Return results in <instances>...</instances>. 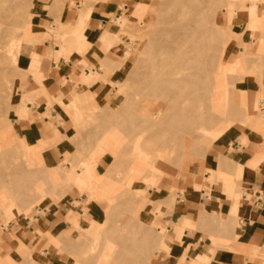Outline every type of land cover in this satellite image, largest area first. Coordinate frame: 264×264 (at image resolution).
I'll return each instance as SVG.
<instances>
[{"label":"rangeland","instance_id":"1","mask_svg":"<svg viewBox=\"0 0 264 264\" xmlns=\"http://www.w3.org/2000/svg\"><path fill=\"white\" fill-rule=\"evenodd\" d=\"M15 1L17 2L18 0ZM21 1L22 0H19L18 3H21ZM23 1L24 7L22 13L24 14H20L21 19L19 22H13V20L18 17L17 12L10 11L8 21L4 19L2 20L0 17L1 29H5L10 22L12 23L11 26H13L10 30V35L7 36L8 38H4L3 41L6 47H12L10 51L11 57L7 63H0V102L2 103V106L0 105V264H17L15 262L16 251L18 252L17 257L19 259H25L26 257H29L31 250V242L23 237L20 230L13 233L15 239L13 238L14 240L11 242L13 245L10 244V248V240L7 238L6 231H10L17 222L21 223L25 217L31 218L35 214L54 211L58 208L64 210V208L68 206L66 203L68 194L79 197H81V195H86L87 201H83L85 204L83 207L79 206L73 210L72 217L68 219V223L62 232L54 231L47 233L48 239L46 247H48L51 254L54 251L65 254V256L68 257V264H106V262H104L107 259L104 258L105 254H108L109 256L110 254L108 252H111L110 250H114V248L120 250L124 249V251L130 256H136L135 245L130 241L134 238L136 239L134 241L144 247V257L141 262H143V264H153L156 250L162 248L168 251V244L164 241L161 229H157L154 220L157 216H163L171 211L172 204L176 197L175 190L171 188L164 192L155 188L159 187L162 183L170 182L174 178H180L186 174L193 175L197 172L202 173L207 169L212 173V180L216 178H224L225 175L220 174L221 168L206 169L203 167L204 156L206 153L205 148L208 150L210 143L212 144V142L218 141L215 140L214 135L220 131L221 137L219 140L224 139L226 138L227 130L230 127H237L240 129L247 128V134L249 135H252V133L262 134L264 132L262 129L254 130L248 123L249 120L246 118L248 114L255 115L261 111L259 109L261 104L257 108L251 106V104L252 99L254 98V93L256 94V97H259L261 94L259 85L261 83L264 84V40L261 31L262 27L260 28L259 26L261 25L255 21L261 19L258 21L264 23V10H258L257 6L264 0H259V2L241 0V2L248 3L249 5V9L246 11L239 7V0H213V2L215 1L213 4L212 0H201L202 5L204 4L213 10L218 9V14L222 15L223 25L228 24V19L230 17L232 26L236 32H232L231 39L233 40L229 41L225 48L220 47L215 53V70H212L214 73L218 72L215 74H220L222 76H224L223 74L225 73L224 77L227 83L226 89L228 88V92H226L228 94L225 93L227 102H225L227 107L226 111L228 113H224L223 120L213 118L212 121L214 123L211 121L208 125L210 130L209 136L205 139L197 140L194 146L189 144L182 149L183 151L180 150L182 152L181 164H173L168 166V168L161 164L157 165L158 167L156 168L155 165L158 160L155 159H158V154L157 152H154L155 149H153V147L155 145L151 147L154 144L151 140L144 139L145 137L143 138L140 137V135H137L138 132H140L141 127L132 126V132L127 130L129 127L125 125L128 123V119L126 118L127 114L132 112L139 115L142 107H146L142 106L146 104L140 103L142 98V102H146L147 105H155L158 101L156 98L154 99V97H147L137 93L133 88L134 79L132 78L144 69V61L146 60V63L148 62L149 56H147V52L140 54L139 49L148 36L155 30L156 26L163 27L164 24L162 19L166 16L167 9H169L165 3L163 4L166 0L139 1L134 8H137L141 4H146V8L143 7L142 11H144L141 12L139 16L133 15V12L135 11L133 8V10L129 11L131 16H122L116 20V25L119 28L128 23H131L133 26V31L130 35V38L132 39L130 60L128 64L120 69L118 75L111 82L114 95L108 103L96 102L92 96L81 97L75 95L74 100L70 106L67 107L70 109V116L74 122L75 134L72 141L74 142L75 149L64 162L58 165L49 163L42 153L46 146L59 142L60 139L58 136L48 142L40 140L35 142V140L28 139L27 136L21 138L13 125V110L17 107L18 109L20 108V111L25 112V101L28 100L27 97L17 96V80L19 78V68L21 66L20 55L31 43V37L36 34L32 27V17L34 9L37 7V3L35 2L37 0ZM79 1L81 9L78 11L77 24L73 26L60 25L52 30V33L55 35V38H57V41L62 48L65 45H80V42L83 39L81 26H83L85 21L84 18L88 16L89 12L88 8L85 11L83 8L95 3L97 0ZM232 1L234 2L233 10H226L225 7L232 3ZM10 3L13 4L12 2ZM10 3H5L6 6H4L3 9L6 10L11 7ZM7 4L9 6H7ZM1 14L0 16H2ZM211 15L210 21L211 24L214 25V13L211 12ZM251 33L253 36L250 38ZM113 34L109 33L106 35V38H115L114 40H116L117 33ZM12 36H16L15 43L11 41ZM75 36L76 39L74 38ZM239 36L241 37L240 40L242 42L238 40ZM66 38H73L75 41L72 40L67 42ZM78 38L80 40L79 42L77 41ZM243 41L250 46L249 50L244 49L245 46L243 45ZM234 44L236 45L234 46ZM61 53L68 54L65 51H61L59 54ZM228 65H231L230 68H227ZM119 67L120 65L117 64L112 68L106 69L117 72ZM243 90L247 91L248 99L246 106H242L240 100V95ZM135 94L137 97H134ZM126 97L131 99L133 104V106H128L129 109H125L126 106H123L126 102ZM232 97H234L233 102ZM146 98L149 100L147 99L146 101ZM259 98H262V96ZM15 103H17L18 106H15ZM230 105H233L234 109H232ZM139 106L141 107L140 110H138ZM207 107L211 114L215 116V110L212 106ZM115 108H118V113H115L117 112L114 111ZM123 108L126 111L123 112ZM233 110L235 111L233 112ZM263 113L264 112L257 115H263ZM137 121H139V117ZM122 126L123 128L125 126L127 127H125L126 131L122 129ZM217 126L218 128H215ZM222 128L225 130L223 131ZM112 131L115 133L117 132L118 137L116 138V145L120 148V150L118 149V152L121 155L120 159L116 160V162L111 155L112 153L109 152L111 150L107 149V152L103 149V146L101 149V145H99L102 138ZM120 133H122V135ZM137 137L140 138H138L140 141L135 139ZM141 138L144 141H142ZM134 139L135 141L137 140L136 142H140V145L142 144L141 146L144 149L140 150L142 154L147 155V153H149L150 158L153 161V165L150 167L148 165V167L142 166L131 155L130 148L133 144L132 142H135ZM207 140L210 141L207 142ZM22 144H26L24 145L26 147ZM150 147L154 151L148 149ZM198 147L201 149L202 154L196 155L194 150L198 149ZM97 148H100L102 152ZM127 148L129 149L127 150ZM97 151H99V153ZM29 154L32 155L31 158L30 156L28 157ZM153 154L157 157L155 155V157H152L151 155ZM262 156L264 157V154H262ZM35 157L36 159H34ZM111 162L115 164L113 165ZM134 165L136 169L138 168V172L137 170H132V168H135ZM109 166L111 167L109 168ZM114 166L116 167L114 168ZM151 169L153 171L156 170V172L150 171ZM238 172H240L239 167ZM109 173L111 174L109 175ZM72 176L79 177L80 181H78L77 185H73V183H70L71 181L69 182V177ZM99 178L111 185L109 189H112H106L107 193L105 196H107L108 199L106 197L103 200L99 198L97 194ZM101 191H104L105 193V188ZM164 199H168L169 201L165 200L167 202H163ZM93 200L101 201L100 203L103 208L100 212H97L92 208L91 202ZM134 205L137 207L139 205V207L137 208ZM74 218L75 220H73ZM152 218L154 219L152 220ZM125 222L126 224L127 222L130 223V228L125 227ZM202 258L203 257L199 256L198 261L202 262ZM48 260L49 257L39 256L38 261H33L32 264H46Z\"/></svg>","mask_w":264,"mask_h":264},{"label":"crops","instance_id":"2","mask_svg":"<svg viewBox=\"0 0 264 264\" xmlns=\"http://www.w3.org/2000/svg\"><path fill=\"white\" fill-rule=\"evenodd\" d=\"M139 1L143 0H97L88 5L80 45L64 46L72 47L71 54L68 50V54H59L62 46L52 30L76 24L80 1H36L32 17L36 34L20 55L17 80V96L28 100L25 112L17 107L13 110V125L21 138L27 136L35 142L61 139L43 149L49 163L58 165L74 152L75 128L67 107L75 95L92 96L96 102L112 99L111 82L130 60L133 31L131 23L119 28L116 20L129 17ZM259 5L258 10H264V1ZM109 33H117V39L106 38ZM117 64V72L106 69ZM261 104L257 114L264 112V100ZM247 131L230 127L226 138L213 142L205 153L203 167L221 168L224 178L212 180L207 169L155 188L161 192L171 188L176 197L171 211L154 220L168 251L156 250L153 264H264V158H256L264 154V134L249 135ZM67 196L68 208L25 217L6 231L9 247L13 233L19 230L31 242L28 258L19 259L16 251L17 264H32L39 256L49 257L46 264H68L65 254H51L46 247L47 233L62 232L73 210L87 201L86 195ZM100 202H91L97 212L103 208Z\"/></svg>","mask_w":264,"mask_h":264},{"label":"bare ground","instance_id":"3","mask_svg":"<svg viewBox=\"0 0 264 264\" xmlns=\"http://www.w3.org/2000/svg\"><path fill=\"white\" fill-rule=\"evenodd\" d=\"M18 1L16 2L15 0H0V14L4 10L3 7L6 6L5 3H8V4L10 2L13 3V4L10 3L11 7L4 10L3 13L1 14L2 16H0V17L2 20L4 19V20L8 21L9 20L8 15H10V11H12V12H17V16H18L17 18H15L13 20V22H19L20 21V19H21L20 14L22 13V10L24 7V1L22 0L21 3L20 2L18 3ZM249 1H254V2L258 1L259 2V0H249ZM235 2H237V1H235ZM164 3L169 8L166 11V16L162 19V22L164 25L162 24L163 27H157L156 26L155 30L152 32V34L148 36L146 41H144V43L140 47L139 53L144 54L147 52V54H148L147 56H149V59H148L147 63H146V60L144 61V63H145L144 64L145 66L143 65L144 69L141 72H138L134 78H132V79H134L133 88L135 91H137V93H139L143 96H147V97H154V99L156 98L158 101L155 103V105H152V104L147 105L146 102H142L143 98L141 97L142 101L140 100L141 102L140 101L139 102L141 104L142 103L146 104V105H142V106H146V107H142L141 110H140L141 105L138 107L139 108L138 110H140L139 115H137L136 113H132V112L127 114L126 118L128 119V121H127L128 123L125 124L129 127V128H127L125 126L127 128V130H129V131L133 130L132 126L141 127L140 128L141 130H140V132H138L137 135L138 136L140 135V137H143V138L145 137L144 139H149L154 143L151 147H153L155 145L153 147V149H155V151L153 149H151V147L148 149H150L151 151L157 152V154H158V159L157 158L155 159V160H158V162L156 161L157 164L155 163L156 168L158 167L157 165H160V164L163 166H166L167 168H168V166L173 165V164H177V163L180 165L181 164L180 161L182 160V156H181L182 152L180 150H182L183 148H185L189 144H192L194 146L195 142L197 140L207 138L210 134V130L208 128V125L213 120V118H218V120L224 119L223 118L224 113L226 114V112H227L226 111L227 99L225 97V93L228 92V90H227L228 88L226 89L227 83H226V80L224 77L225 73L223 74L224 76H222L220 74H215L218 72L214 73V72H212V70L214 69V66L216 64L215 53L217 52V50H219L220 47L225 48L228 45V43L232 37V32L234 33V27L232 26L230 17L228 19V21H229L228 24L223 25L222 15L218 14V12H217L218 9L213 10L204 4L202 5L201 0H166V2H163V4ZM213 3H215V1L213 2V0H212V4ZM233 3L234 2L232 1V3H230L228 6L226 5L227 6V7H225L226 10H233V8H234ZM8 4H7V6H9ZM236 4H238V3H236ZM142 5L143 4H141L137 8H134L135 9V11L133 12L134 16L135 15L139 16L140 13L144 11V10L142 11V9H143V7L146 8L145 7L146 4L144 3V5L143 6ZM32 6H33V3H32ZM239 7L245 11L249 9L248 3H243V2H241V0H239ZM83 9L85 11L87 9V7L83 8ZM237 9H238V7H237ZM211 12L214 13L213 17L215 18V22L212 21V22H214V25L211 24V21H210V18H211L210 16H212ZM22 14H24V13H22ZM29 14H32V13H29ZM131 14H132V11H131ZM146 14H149V13H146ZM144 15H145V13H144ZM163 15H162V17H163ZM11 16H13V15H11ZM86 18L87 17H85L84 19H86ZM258 20H261V19H258ZM258 20H255V21H257L261 25V26H259L260 28L262 27L261 31H262L263 40H264V23H262V22L260 23V21H258ZM262 20H263V18H262ZM248 21H251V20H248ZM11 24L12 23L10 22L9 23L10 26L9 25L6 26L5 29L0 28V63H3V64L7 63L9 61V58L11 57L10 51H11L12 47H10V48L6 47L4 42H3L4 38H6L8 35H10V30L13 27V26H11ZM76 24H77V22H76ZM66 27H68V26H66ZM113 35H112V37H113ZM252 36H253V34L251 33L250 38ZM110 37H111V34H110ZM15 38H16V36L11 37V39H12L11 41L14 43L16 41ZM74 38L76 39V36ZM240 39H241V37L239 36L238 40L241 41ZM72 40L75 41L73 38H66L67 42H70ZM77 41L78 42L80 41L79 38L77 39ZM10 45H11V43H10ZM243 45L245 46L244 49L249 50L250 46L248 44H246L244 41H243ZM65 46H67V45H65ZM71 48L72 47H70L68 50V49L63 47L62 51H65L67 53L69 51V53H70ZM76 49H78V48H76ZM262 54H263V52H262ZM249 57H250V55H249ZM217 59H218V57H217ZM230 66L231 65H228L227 68H230ZM244 68H245V65H244ZM219 73H220V71H219ZM259 88L261 91L260 96H262V98H259L260 96L256 97V94L254 93V98L252 99V104H251V106L256 107V108L261 104V101L264 100V84L261 83L259 85ZM226 94H228V93H226ZM134 97H137V95L135 94ZM232 98L231 99L233 102L234 97H232ZM128 99L129 98L126 97V99H125L126 102L123 105V106H126L125 109H129L128 106H133L131 99H129V100ZM144 99H145V97H144ZM147 99L148 98H146V101H147ZM247 99H248L247 91L243 90L241 95H240V100H241L242 106H246ZM0 105L2 106L1 102H0ZM207 106H212V108L215 110V113H214L215 116H213L211 114V112ZM230 106L232 109H234L233 105H230ZM117 110H118V108H115L114 111H117ZM122 111L124 112L126 110H124V108H123ZM234 111L235 110H233V112ZM115 113H118V111ZM138 117H139V121H137ZM226 118H227V116H226ZM246 118H247V120H249L248 123L252 126V128L254 130L262 129L264 131V113H263V115H250V114H248ZM214 121H216V120H214ZM223 122H225V121H223ZM212 123H214V122L212 121ZM125 127L123 128V126H122V129L125 130ZM134 128H137V127H134ZM215 128H218V126ZM222 129H223V131L225 130L224 128H222ZM134 130H136V129H134ZM214 130H217V129H214ZM123 133H124V131H123ZM120 134L122 135V133H120ZM214 136H215V140H219V138L221 137V132L219 131V133H216V135H214ZM117 137H118L117 132L115 133L114 131H112V132L108 133L106 136H104L102 138L101 143L99 144V145H101V149L104 147L103 149H105L107 152H108V150H111L109 152L112 153L111 155L114 157L115 162H116V160H119L121 157L120 153L118 152V149L120 150V148L116 145V138ZM138 138L139 137H137L135 139H138ZM135 139H134V141H135ZM139 139H138V141H140ZM5 140H6V138H5ZM141 140L144 141L142 138H141ZM56 141H58V140H56ZM136 141L132 142L133 144L130 148L131 155L142 166H144V167L149 166L150 167L151 165H153V161L151 160L149 153L146 152L147 155L142 154L140 152V150H144L141 146L142 144L140 145V142H136ZM151 141H149V142H151ZM208 141H210V140H207V142ZM25 143H26V141H25ZM26 144H24V145H26ZM147 145H146V147H147ZM211 145L212 144L210 143V146ZM23 146H22V149H23ZM24 147H26V146H24ZM28 147H29V145H28ZM32 148H33V146H32ZM97 149L99 150L100 148H97ZM101 149L99 151L102 152ZM128 149L129 148H127V150ZM99 151H97V152L99 153ZM122 151H123V149H122ZM205 151H207V148H205ZM24 152H26V151H24ZM179 152H181V153H179ZM194 152L196 153V155L202 154L201 149L199 147H198V149H195ZM31 154H29L28 157L30 156V158H31V156L34 155V154L31 155ZM189 154L191 155L190 152H189ZM154 155L155 154H153L151 156L155 157L156 155L155 156ZM130 158H132V157H130ZM256 158L257 159H263L264 157L261 154V155L257 156ZM34 159H36V157ZM152 159H154V158H152ZM111 163H113V162H111ZM114 164L115 163H113V165ZM135 165H134V167H135ZM163 166H162V168H163ZM110 167L111 166H109V168ZM115 167L116 166H114V168ZM137 169H136V167L132 168L133 171H135ZM158 169H160V168H158ZM150 171H153V170L151 169ZM137 172H138V170H137ZM153 172H156V170ZM110 174L111 173H109V175ZM78 181H80L79 177H73V176L69 177V182L73 183V185H77ZM98 184H99V187L97 185V194H98L99 198L104 200V198L107 197V196H105L107 193L106 189H109V187L111 185L109 183H106L105 181H103L100 178H99ZM69 185H71V184H69ZM73 185H71V186H73ZM103 188H105V193H104V191H101ZM110 189H112V188H110ZM140 198H142V197H140ZM107 199H108V197H107ZM168 199H169V197H168ZM168 199H164L163 202H167L165 200H168ZM156 203H157V201H156ZM132 204H133V202H132ZM136 205H134V206H136ZM116 206H117V204H116ZM138 207H139V205H138ZM139 209H141V208H139ZM142 209H143V205H142ZM21 215H23V214H21ZM73 220H75V218ZM124 225L126 228H128V227L130 228V226H131L129 222H127V224L125 222ZM14 237L15 236H13V238ZM61 238H63V237H61ZM16 239H17V237H16ZM134 240H136V239L133 238L130 241H132L133 245H135L134 246L136 248L135 253H137L136 256H130L129 254L126 253V251H124V249L120 250V249L114 248V250H110L111 252H108L110 254L109 256H108V254H105L104 258H107V259L104 262H106V264H141V263L143 264V262H141V261L143 260L142 258L144 257L143 256L144 247L141 246L140 244H138ZM11 245H13V244H11Z\"/></svg>","mask_w":264,"mask_h":264}]
</instances>
